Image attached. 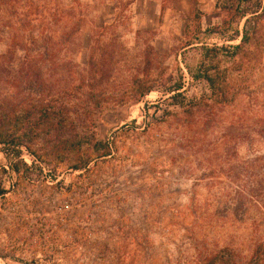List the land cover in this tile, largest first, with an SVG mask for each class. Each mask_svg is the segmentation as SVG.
<instances>
[{"label":"rangeland","instance_id":"rangeland-1","mask_svg":"<svg viewBox=\"0 0 264 264\" xmlns=\"http://www.w3.org/2000/svg\"><path fill=\"white\" fill-rule=\"evenodd\" d=\"M239 1L241 8L264 6V0L0 3V107L9 108L19 46L31 40L52 47V60L43 64L55 66L62 86L85 78L92 49L109 75L102 92L86 94L91 107L106 103L92 119L94 140L105 143L108 156L91 145L78 149L75 139L71 153L55 158L39 143L41 158L23 153L26 167L14 173L0 149L1 264H264V161H254L262 146L253 152L244 138L254 124L264 125V15L247 26L250 50L217 65L235 101L210 126L199 121L205 110L185 114L161 89L181 78L187 100L207 94L185 66L200 65V47L238 44L225 40ZM144 58L147 81L158 89L131 107L116 106ZM241 117L247 123L240 125ZM191 119L193 129L178 127ZM90 131L78 135L90 141Z\"/></svg>","mask_w":264,"mask_h":264},{"label":"trees","instance_id":"trees-1","mask_svg":"<svg viewBox=\"0 0 264 264\" xmlns=\"http://www.w3.org/2000/svg\"><path fill=\"white\" fill-rule=\"evenodd\" d=\"M7 1L0 0V3L5 5ZM242 2L237 3L238 5L232 13L233 18H231V21L233 23L231 24L234 27L232 26L231 36L225 40L227 42L238 41V44L233 47H200V65L194 70L185 66L193 82L204 83L207 94L199 99L187 100L184 96L185 88L181 78L161 88L163 89L162 93L169 96L168 100L171 101V105L183 109L185 114H189L191 111L190 114L193 117L196 111L200 113L201 110H205L206 116L199 119L204 124V128L216 121L219 112L224 111L235 101V98L231 95L227 77H220L218 73V63L221 59L235 61L250 50L252 36L248 32L247 26L250 21L262 19L254 17L264 15V6L261 8L258 4V6L249 5L241 8ZM249 16L253 18H247ZM243 20H245L243 30L240 33L236 27ZM213 33L218 32L213 31ZM190 46L191 44L187 47ZM19 47L22 49L18 58L19 63L12 68L10 76L12 80L10 86L14 91L13 98L8 102L10 104L9 108L0 107V149L11 171L18 173L20 165L26 167L22 159L23 153L36 160L40 159L41 157L37 156L34 148L39 143H42L46 150L50 151L51 156L55 158L59 155L64 156L71 153L74 149L72 148V142L75 139L78 140V149L82 145H91L97 152L102 150L101 157L108 156L109 150L105 143L94 140V121L92 119L93 113L100 110L101 106L106 103L101 100L94 107H91L92 104L90 106L86 101V94L95 91L102 92L109 78L108 72L99 61V55H96L93 49L91 50L87 62L86 76L79 81V84L74 85L73 82H63L64 85L62 86L61 81L54 78L55 66L46 68L43 64L52 60L54 55L51 51L52 47H38L33 40ZM7 54L10 60L14 58L12 52L9 51ZM149 66L150 64L144 58L140 70L135 71L133 74L130 88L123 92L115 104L116 106L131 107L142 102L146 96L158 89L157 86L147 81ZM0 72H4L3 68H0ZM140 73L146 81L139 80ZM245 121L244 117H241L238 123L242 125L247 123ZM193 123L191 119L190 122L179 124L178 127L185 130L193 129L195 125ZM254 126L256 131L247 134L244 138L253 147V152L257 151L256 145L260 144L262 146V156L255 157L254 161H264V125L254 124ZM6 127L10 130H4ZM78 129L85 130V132L92 129L90 131L92 139L89 141L83 138L84 135L83 137L78 135ZM69 134L72 135L69 137ZM80 136L86 141L81 142Z\"/></svg>","mask_w":264,"mask_h":264},{"label":"crops","instance_id":"crops-1","mask_svg":"<svg viewBox=\"0 0 264 264\" xmlns=\"http://www.w3.org/2000/svg\"><path fill=\"white\" fill-rule=\"evenodd\" d=\"M1 264V263H0Z\"/></svg>","mask_w":264,"mask_h":264}]
</instances>
